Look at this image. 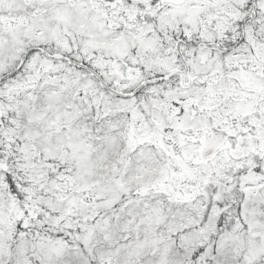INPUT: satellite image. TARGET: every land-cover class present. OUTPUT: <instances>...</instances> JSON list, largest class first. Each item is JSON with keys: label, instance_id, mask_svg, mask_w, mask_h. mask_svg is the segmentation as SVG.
Masks as SVG:
<instances>
[{"label": "snow or ice", "instance_id": "obj_1", "mask_svg": "<svg viewBox=\"0 0 264 264\" xmlns=\"http://www.w3.org/2000/svg\"><path fill=\"white\" fill-rule=\"evenodd\" d=\"M0 264H264V0H0Z\"/></svg>", "mask_w": 264, "mask_h": 264}]
</instances>
